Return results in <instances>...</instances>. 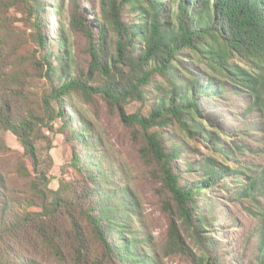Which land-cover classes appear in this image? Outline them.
Returning <instances> with one entry per match:
<instances>
[{
    "label": "trees",
    "instance_id": "trees-1",
    "mask_svg": "<svg viewBox=\"0 0 264 264\" xmlns=\"http://www.w3.org/2000/svg\"><path fill=\"white\" fill-rule=\"evenodd\" d=\"M50 1L0 0V264H158L152 237L132 231L137 200L127 185L108 186L102 138L70 102L94 96L138 136L141 155L171 196L166 252L188 253L192 264H223L218 233L203 234L214 222L206 193L229 188L254 207L264 198V171L227 163L242 148L225 144V125L203 106L229 86L245 94L246 113L259 114L264 139V0H100L94 23L78 0L70 1L68 18L62 3ZM46 7L55 17V51ZM73 33L85 39L81 54L73 52ZM132 103L138 109L128 114ZM168 130L205 149L193 183L181 184L175 161L185 153L182 145L168 146ZM7 133L21 153L7 146ZM52 133L70 147L75 174L56 190L49 187ZM256 246L251 264H264V224Z\"/></svg>",
    "mask_w": 264,
    "mask_h": 264
},
{
    "label": "rangeland",
    "instance_id": "rangeland-1",
    "mask_svg": "<svg viewBox=\"0 0 264 264\" xmlns=\"http://www.w3.org/2000/svg\"><path fill=\"white\" fill-rule=\"evenodd\" d=\"M62 3V11L68 18L71 0H53L51 3ZM80 11L85 15L88 23H94L99 17L100 0H78ZM50 8L43 11V20L46 24V35L50 40L51 50L55 51L57 33L54 27V14ZM19 19L20 16L18 15ZM134 19V18H129ZM21 27L20 23L16 24ZM70 44L74 53L81 54L85 39L81 35L71 34ZM54 64H57L54 61ZM201 67V66H200ZM228 92L220 99L205 100L203 110L206 115H211L214 121H221L225 127H221V133L225 136V144L236 143L242 149L241 155L234 157V161L227 163L232 166L235 162L244 163L246 167L253 171H264V139L260 134V118L257 112L246 113L248 101L241 94L236 96L235 91L227 88ZM70 102L75 107V111H81L85 119L91 122L102 138V148L99 157L102 161V169L105 174L111 177L107 180L108 186L112 189L121 190L125 185L133 193V197L138 202V210L134 214L132 231L141 235H150L154 242V252L157 256L158 264H192L188 253H177L171 249L166 252L164 245L168 241V224L174 222L170 217L171 209H174L169 192L163 187L160 174L155 167L149 163L140 153L141 140L134 136L133 132L124 128L120 122L118 114L112 111L106 103L98 96L93 97V102L83 101L73 97ZM70 109V108H69ZM66 108V111H69ZM138 109L137 103L127 106L126 113L132 114ZM147 109V107H146ZM71 113V112H70ZM244 117V118H243ZM262 120V118H261ZM59 126L55 122L54 127ZM245 132L252 133L242 134ZM167 131L169 144L182 145L183 157L177 159L178 171L181 176V184L195 182L200 172L196 171L197 164L205 154V149L195 142L184 141L180 137ZM51 141L49 155L52 158V169L49 173L52 190L58 188L60 181H74L75 174L70 166V147L65 142L62 135L58 133L48 134ZM7 146L17 153H21V147L15 137L10 133L6 134ZM198 145V146H197ZM46 147L45 143L40 144ZM199 149H198V148ZM44 154V152H43ZM192 165L193 168L187 170L184 166ZM218 184H214L215 188ZM229 187H234L233 183H227ZM211 188V189H212ZM227 190L218 189L214 193L207 192L213 205L214 217L212 228H206L203 234L210 235L218 233L216 237L219 243V251L223 254L225 261L223 264H251L256 257L257 240L262 225L264 224V198L258 200L254 207L246 203H241L229 194ZM198 205L204 207L202 198H198ZM251 209V210H248ZM207 211V210H206ZM209 216V217H210ZM219 223V226H218ZM182 241L187 248L195 250V245L189 242L190 237L184 232L181 224L175 219ZM191 245H190V244ZM220 253V252H219Z\"/></svg>",
    "mask_w": 264,
    "mask_h": 264
}]
</instances>
